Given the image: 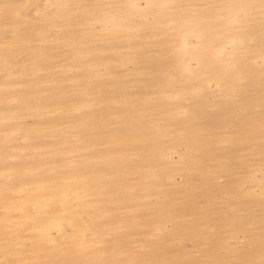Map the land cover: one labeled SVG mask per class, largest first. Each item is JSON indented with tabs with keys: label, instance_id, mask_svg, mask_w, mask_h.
<instances>
[{
	"label": "bare ground",
	"instance_id": "6f19581e",
	"mask_svg": "<svg viewBox=\"0 0 264 264\" xmlns=\"http://www.w3.org/2000/svg\"><path fill=\"white\" fill-rule=\"evenodd\" d=\"M52 2L89 3L91 0H0V4L9 5L6 9L0 8V240L4 236L5 173H8L12 182H18L11 201L15 218L33 224L34 229L45 228L51 219L67 213L108 237L122 240L125 251L148 247L149 254L142 257L145 259H218L259 264L264 254L261 236L264 205L259 176L250 182L243 199H226L239 188L241 173L236 165L248 153L249 145L255 148L259 160L264 87L259 70L264 58L259 46L243 52L234 48L229 53L230 57H239L241 68L247 73L242 76L245 83L238 90L239 100L228 95L193 96L190 104L182 101L177 107L164 99L165 89L160 84L168 73L178 70L174 64L161 59L168 51L165 45L171 43L163 19L151 14L143 21L145 27L137 30L138 24L133 23L130 34L105 42L95 41L75 26L50 39L44 33L60 29L63 16L57 13L55 19H50L38 6ZM133 2L143 5L149 0ZM212 2L258 6L260 0ZM254 15L258 27V7ZM225 33L219 23L208 22L201 35L192 40L193 46L207 47L224 39ZM69 40L87 49L89 55L71 71H64L67 65L75 63L73 48L65 43ZM6 50L13 53L11 67L5 64ZM37 63L43 66L40 74L33 67ZM89 65L98 71L93 73ZM97 75L101 77L99 81L94 79ZM72 78L86 79L104 92L114 93L126 102V110L85 117L88 126L83 127L79 121L51 115L59 111L60 98L68 99L70 96L65 94L75 95L79 91L81 85L72 83ZM197 84V80L190 81L193 88ZM154 96L160 98L152 100ZM37 97L41 100L39 104ZM238 104L248 107L241 113ZM249 130L251 136H248ZM122 133L125 134L122 149L104 148V143H111ZM75 135L84 138L81 157L77 158L83 167L62 177L76 185L79 192L77 203L68 209L55 202L49 204L50 198L44 195L42 186L46 183L47 150H60L62 144H71ZM226 135L233 136L236 142L218 145L212 139ZM6 139L11 146L7 154ZM177 140L183 145L180 151L185 154L184 161L176 155L170 162L161 164L157 154L175 148ZM102 153L115 154L125 163L118 168H90L86 164L87 159ZM6 159L21 165L20 175L5 167ZM24 210L34 220L23 218ZM234 210H239L246 234L239 235L238 243L234 242L227 252L203 247L200 237L207 227L223 226ZM161 216L169 221L166 228L159 230L162 238L149 240L140 222ZM244 221L253 227L248 228ZM36 235L35 230L24 233V242L30 249V239ZM6 258L0 244V260ZM22 258L64 257L63 250L53 253L37 249L36 255Z\"/></svg>",
	"mask_w": 264,
	"mask_h": 264
},
{
	"label": "snow or ice",
	"instance_id": "6c2138e0",
	"mask_svg": "<svg viewBox=\"0 0 264 264\" xmlns=\"http://www.w3.org/2000/svg\"><path fill=\"white\" fill-rule=\"evenodd\" d=\"M9 5L0 4V8L6 9ZM38 7L50 19H55L57 13L63 16L64 24L60 29L52 32H45L46 38L55 39L60 31L70 27H78L82 33L89 34L90 38L98 42L109 41L115 37L128 35L132 31L133 23L138 24V29L145 27L144 19L154 14L165 21L164 27L168 30L171 43L165 45L168 49L161 59L165 63L174 64L178 70L168 73L167 77L160 81L165 89L164 99L174 103L179 107L180 102H192V97L211 98L213 96L228 95L239 100L238 90L245 83L242 76L247 75L241 68L239 57H230L229 53L234 48H239L241 52L259 46L261 57L264 58V0H260L259 5L253 3H230L212 2V0H201L192 3L186 0H149L143 5L133 2V0H91L89 3H59L52 2L41 4ZM259 8V25L257 27L255 10ZM208 22H217L226 30L225 38L219 39L207 47L193 46L192 40L201 35V31ZM12 26L9 25V28ZM15 36V33H13ZM28 39V37H25ZM73 48V60L75 63L66 66L64 71H71L76 64L88 59V51L83 47H78L70 40L65 41ZM5 64L11 67L14 63L13 53L10 50L4 52ZM37 74L43 69L40 64L33 65ZM93 73L98 70L95 66L89 65ZM103 67V66H101ZM262 83H264V63L260 65ZM59 71V70H58ZM96 81L100 76H94ZM197 80L198 84L193 88L190 81ZM74 84L81 87L75 95L68 99L60 98L62 103L59 111L51 113L53 116L64 117L67 120L79 121L80 125L88 126L85 117L94 116L101 112H121L126 110V102L116 98L114 93H106L102 89L95 87L92 82L72 78ZM159 96H154L152 100H158ZM36 103H41L39 97ZM248 106L238 104L239 111L243 113ZM260 142L259 160L255 155V148L249 145L247 154L241 156L236 165L241 173L239 188L226 196V199H243L247 196L246 189L250 182L259 176L261 185V203L264 205V87H262L260 106ZM179 119V117H176ZM123 135L114 137L111 143H104V148L117 150L122 149L124 144ZM252 135L249 130L248 136ZM215 144H231L236 142L231 135L213 136ZM246 139L241 137V140ZM84 138L79 135L73 137L71 144L65 143L60 146V150L48 149V159L45 165L46 183L42 186L44 195L49 197L48 203L55 202L58 206L71 209L79 199V192L76 185L70 181L62 179L71 171L83 167L77 158L81 157V145ZM183 145L179 140L175 141V148H169L157 154V160L164 164L170 162L174 156L179 155L181 161L185 159V154L180 151ZM6 154L11 150L7 139L5 141ZM15 158H13L14 160ZM125 161L115 154L102 153L95 158L87 159L86 164L91 167L111 166L113 168L122 167ZM5 167L15 170L20 175L21 165L5 160ZM257 167L259 172L257 173ZM159 174V173H158ZM5 203L6 213L4 222V236L0 240L6 259L0 260V264H237L236 261L205 259V260H177V261H156L145 259L149 254L148 247H137L133 251H125L126 244L120 239L111 238L83 220L73 218L67 213L57 215L49 221L47 227L34 229L31 223H22L20 218H15L13 192L17 183L12 182V178L5 173ZM23 218L32 219V214L24 210ZM169 221L161 216L157 219H145L140 222L149 240H159L162 238L160 229L166 228ZM248 228L253 225L244 221ZM35 230L37 235L30 239L31 249L24 242V233ZM246 232L241 224L239 210H234L231 219L225 221L223 226H208L206 232L200 237L203 247L222 253L230 251L234 242L239 241V235ZM261 236L264 240V218L261 223ZM37 249H47L50 252L58 253L63 250L64 258L57 259H24L23 256L36 255ZM107 257V258H105ZM256 264V262H249ZM264 264V254L259 261Z\"/></svg>",
	"mask_w": 264,
	"mask_h": 264
}]
</instances>
